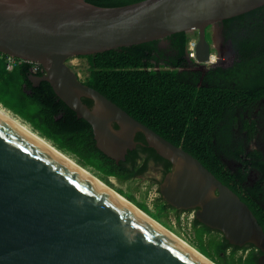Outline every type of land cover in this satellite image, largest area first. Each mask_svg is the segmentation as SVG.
<instances>
[{"label": "water", "instance_id": "95a60500", "mask_svg": "<svg viewBox=\"0 0 264 264\" xmlns=\"http://www.w3.org/2000/svg\"><path fill=\"white\" fill-rule=\"evenodd\" d=\"M264 0H0V52L40 64L54 93L92 127L96 147L124 158L135 130L172 162L161 198L220 234L250 244L264 264V231L248 205L195 156L78 79L68 59L195 32L208 60V26ZM31 79V78H30ZM90 95L102 110L90 109ZM118 120L121 129L111 125ZM66 154V153H65ZM69 156V155H68ZM72 158V157H71ZM0 264H206L119 199L0 117Z\"/></svg>", "mask_w": 264, "mask_h": 264}, {"label": "trees", "instance_id": "16d2710c", "mask_svg": "<svg viewBox=\"0 0 264 264\" xmlns=\"http://www.w3.org/2000/svg\"><path fill=\"white\" fill-rule=\"evenodd\" d=\"M86 1L116 6L138 0ZM222 23L224 38L236 51V62L233 63L230 56L226 62L219 63L223 67L214 62L210 65H217L203 71L190 62L189 70H179L187 62L186 45L193 34L186 31L164 37L171 41L176 53L169 55L168 64L157 69L150 59L154 58L152 52L159 39L78 57L87 61L86 84L101 90L156 133L180 145L245 200L242 185L227 168L222 155L247 165L251 163L264 174L261 151L250 150L241 158L245 152L240 135L237 137L235 133L238 126L253 133L257 121L248 120L250 109L264 99V4L224 19ZM206 34L210 36L208 29ZM5 57L0 52L2 107L107 185L113 187L111 177L119 182L140 180L136 178L140 169L126 164L128 154L125 160L116 162L96 147L90 124L77 117L54 93L48 81L32 86L26 62L15 58L12 69H7ZM225 65L230 66L224 68ZM114 189L170 230L179 232L171 224L170 215L177 220L180 211L168 205L160 195L153 199L150 207L133 192L121 187ZM251 206L264 230L262 211L256 210V204ZM191 228L186 241L215 263L257 264L259 252L254 247L231 245L218 231L194 216Z\"/></svg>", "mask_w": 264, "mask_h": 264}, {"label": "flooded vegetation", "instance_id": "af4514ba", "mask_svg": "<svg viewBox=\"0 0 264 264\" xmlns=\"http://www.w3.org/2000/svg\"><path fill=\"white\" fill-rule=\"evenodd\" d=\"M215 27L217 28V31L219 33L224 34V25L222 21L216 23ZM216 49L217 50L220 49L219 46ZM216 51H214L215 52L214 56L211 55L209 57L210 58L209 65L210 63L218 62V66L222 67L221 65H219V63H224L223 61L226 62L227 59L225 60L224 57H220ZM152 53L154 55V58H151L150 60L153 61L157 69L161 65L168 64L171 61V59L169 58V55H173L174 53H176V50L175 48H173L172 43L169 39L162 38V39H159V41L156 43V50H154ZM21 61H24V60H21ZM24 62H26L25 66L27 67L28 78L31 81L32 86L38 85L41 81H46L44 79L38 80L41 76L44 75V69L40 64L36 62H31V61H24ZM69 65L72 67L71 64ZM191 65H190V60L187 59V62L185 63V65H183L182 67H179V70L187 71L189 70V66ZM215 65L217 64H214L212 66H215ZM193 66L197 69H200L203 71L205 70V68L199 67L198 64L193 65ZM72 69L77 74L78 79L82 81L83 83H85V77L88 74V70H86L85 73L81 74L80 70L75 69L73 67ZM38 72H41V74L39 75ZM185 75H187V73H185ZM88 86L97 90L102 95L106 96V94H104V92H102L101 90L95 87H92L90 85ZM80 97H81L82 102L85 103L90 109L96 108V110L98 111L102 110L97 100L93 98L92 96L81 94ZM106 97L110 99L112 102H114L117 106L125 110L131 117L139 121L133 114L128 112L126 109H124V107L121 104L112 100L108 96ZM259 109L261 110V112H258ZM247 116L248 114H244V117H247ZM252 119H255L257 121V125L253 133H250L248 130H245V129L242 130L240 129L239 126L235 130L236 136L238 137L240 135L241 137L240 144L245 152L242 155H240L241 158H243V155L247 154L248 151L256 150V149L260 150L262 153V156L264 157V99L258 102L255 106H252V109H250V115H249L248 120L251 121ZM111 125L115 129H118V130L121 129V125L118 120L113 119L111 121ZM132 140H133V145L126 149L124 153V158L123 159L121 158L118 160L114 159V160L116 162L120 160H125V156H127L128 154L130 158L128 159L126 164H132L135 168L140 169V171L136 173V178L144 179L145 182L147 183L146 185L148 186H150L151 184L155 185V189L158 191V187L160 183L163 182L166 174L172 169L171 160L168 157L161 154L157 148H155L153 145L150 144V142L148 141L143 131L139 129L135 130ZM222 159L224 162H226L227 168H229V170H231L233 174L235 173L234 174L235 177L240 182L243 190L245 191L246 195L244 193H242V195H245L244 197L246 199L244 200L236 191L232 190L227 184L225 183L224 184L227 185L232 191H234L239 196V198L248 205V207L250 208L253 214H254V209L252 208L251 204L253 205L256 204V210L262 211L263 217H264V178H263L264 174L260 170H258L256 167L252 166L250 162H248L250 163V165H247L246 163H243L238 159H234L233 157H228L226 155H222ZM177 210L180 212L192 211L194 215L193 210H180V209H177ZM255 217L257 219V215ZM244 246L249 247L251 245L247 244Z\"/></svg>", "mask_w": 264, "mask_h": 264}, {"label": "rangeland", "instance_id": "374dc122", "mask_svg": "<svg viewBox=\"0 0 264 264\" xmlns=\"http://www.w3.org/2000/svg\"><path fill=\"white\" fill-rule=\"evenodd\" d=\"M207 29L210 32V36H208L206 34V37H207V39L211 45L210 51L214 52L215 49L218 48V46H219L220 49H218L217 51H218V55L220 57H224V59L226 60L228 57L231 56L233 59V63L236 62V51H234V49L232 48L233 47L232 43L228 39H225L224 34L219 33L215 26H208ZM191 33H193L192 36L193 35L196 36L195 32H191ZM222 44H224V45H222ZM223 46H225V47H223ZM67 62L69 64H71L73 68L80 70L81 74L85 73L87 70V68H86L87 67V61L83 57H76V56L70 57ZM190 62L192 63L193 61L191 60ZM197 64L201 68H205V69L208 68V67L204 66L206 64L205 62H199ZM192 65H196V64L192 63ZM21 121H23V120H21ZM111 183H112L113 187L112 186H110V187H112L113 189L116 187H121L124 190H129V191L133 192L137 198L145 199L146 203L150 207H152L153 199L156 198L157 196H159L158 191L155 189V185H153V184H151L150 186L146 185L147 183L145 182L144 179H140L138 181H132V182H128V181H120L119 182L116 178L111 177ZM193 216L194 215H193L192 211L180 212L179 219H177V220L175 219V217L173 215H170V222L173 225V227L179 231L178 233L170 230L166 226L165 227L167 229H169L170 231H172L174 234H176L178 237L183 239L185 242H187L185 237L189 236L192 233L191 220H192Z\"/></svg>", "mask_w": 264, "mask_h": 264}, {"label": "bare ground", "instance_id": "6f19581e", "mask_svg": "<svg viewBox=\"0 0 264 264\" xmlns=\"http://www.w3.org/2000/svg\"><path fill=\"white\" fill-rule=\"evenodd\" d=\"M217 49H215L216 51ZM218 54V51H216ZM211 55H215L214 53H210L209 57ZM209 63V62H208ZM0 117H2L4 120H6L8 123H10L12 126H14L16 129L45 147L46 149L50 150L54 154H56L58 157H60L62 160L67 162L70 166H72L75 170H77L79 173L84 175L85 177L89 178L90 180L94 181L96 184H98L100 187H102L104 190L109 192L111 195L119 199L121 202H123L125 205L130 207L132 210H134L136 213H138L140 216L145 218L147 221H149L151 224L156 226L158 229H160L162 232L167 234L169 237H171L173 240H175L177 243H179L181 246H183L185 249H187L189 252H191L193 255L198 257L200 260L205 262L206 264H217L202 253H200L195 247L191 246L189 243L185 242L183 239L178 237L176 234H174L172 231L167 229L165 226H163L160 222H158L154 217H151L149 214L144 212L142 209H140L138 206H136L132 201L127 199L125 196L117 192L115 189L104 183L102 180H100L96 175H94L90 170L86 169L79 163H77L71 156H68L64 152L60 151V149L56 148L50 141H48L46 138L40 136L37 132L32 130L26 123L21 121L18 117H16L14 114H12L10 111L5 109L0 105Z\"/></svg>", "mask_w": 264, "mask_h": 264}, {"label": "built area", "instance_id": "2783aa9c", "mask_svg": "<svg viewBox=\"0 0 264 264\" xmlns=\"http://www.w3.org/2000/svg\"><path fill=\"white\" fill-rule=\"evenodd\" d=\"M196 42H197V38L195 35L193 36H190L188 38V41H187V45H186V52H187V58L191 61H193L192 63L193 64H197L199 63V61H197L196 57H195V46H196ZM212 53V51L210 52ZM209 59L205 61V63L207 64V66H210L209 65ZM5 60H6V67L7 69H12V67L14 66V63H15V57H12L10 55H6L5 57ZM195 62V63H194ZM230 65H225L224 68L226 67H229Z\"/></svg>", "mask_w": 264, "mask_h": 264}, {"label": "clouds", "instance_id": "9594fccd", "mask_svg": "<svg viewBox=\"0 0 264 264\" xmlns=\"http://www.w3.org/2000/svg\"><path fill=\"white\" fill-rule=\"evenodd\" d=\"M203 62H205V61H203ZM204 66H207V64H205ZM207 67H211V66H207Z\"/></svg>", "mask_w": 264, "mask_h": 264}]
</instances>
